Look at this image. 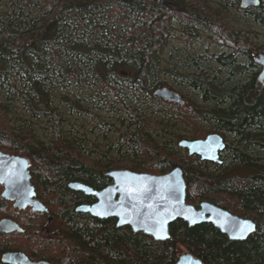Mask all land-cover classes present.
I'll use <instances>...</instances> for the list:
<instances>
[{
	"label": "trees",
	"instance_id": "1",
	"mask_svg": "<svg viewBox=\"0 0 264 264\" xmlns=\"http://www.w3.org/2000/svg\"><path fill=\"white\" fill-rule=\"evenodd\" d=\"M35 1L23 2L27 7ZM53 1L59 2V10L36 34L24 31L20 34L7 27L6 38H16L0 46V76H5L3 71L11 66L25 73L29 87L23 94L24 102L31 104L28 106L34 111L49 114L52 110L39 80L47 74L48 53L54 54L52 59L61 60V50L57 47L71 22L78 30L100 25L104 26L103 31L111 33L109 41L93 44L92 51L84 44L70 49H76L77 54L89 61L100 75L103 87L116 86L115 77H118L127 83L137 101L151 99L164 103L154 95L157 88L167 86L158 74L163 71L176 77L173 69L161 68L157 63L162 45L169 38L173 18L181 24L178 40L188 43L198 38L193 25L200 24L210 32L211 42L231 49L227 55L213 54L211 58L228 69L230 75L242 79L234 84L220 83L218 76L210 79L206 69L200 68L198 74L180 81L204 105L189 100L184 106L166 103L186 114H177L176 119L193 127L201 123L209 128L206 134L223 137L225 149L219 165L190 156L178 146L177 139L171 146L173 150H169V144L159 145L140 127L130 134L121 133L118 140L134 156H140V161L144 158L143 164L112 161L109 168L103 169L80 158L63 142L57 121L53 124L54 139L46 147L28 132L14 135L0 110V151L28 159L36 197L51 217L48 223L47 214L29 209L16 211L10 202L0 198V219L15 220L23 229L22 233L0 234V264H3L2 254L7 251H21L32 260L50 264H175L179 246L202 264H264V88L257 81L255 48L246 42L240 47L229 27L201 0H49L47 3ZM259 1L253 12L241 7L238 11L264 24V0ZM97 20L100 22L95 24ZM206 60L205 56L199 57V61L192 59L197 65ZM111 77L116 81L110 80ZM123 107L133 115L128 107ZM147 110L152 113L153 109ZM201 137L199 134L194 139ZM174 167L183 170L188 204L197 207L207 201L234 215L250 218L256 223L255 233L243 242L231 241L211 224L189 227L177 220L169 226L170 239L160 242L143 233H134L129 227L117 228L114 219H97L75 212L80 204L95 199L69 189L68 183L78 182L100 190L112 182L106 176L108 170L162 175ZM14 238L19 241L16 245Z\"/></svg>",
	"mask_w": 264,
	"mask_h": 264
},
{
	"label": "rangeland",
	"instance_id": "2",
	"mask_svg": "<svg viewBox=\"0 0 264 264\" xmlns=\"http://www.w3.org/2000/svg\"><path fill=\"white\" fill-rule=\"evenodd\" d=\"M23 1L0 0V46L6 42H13L16 38H6L7 27L20 34V31L36 34L38 28L59 10L58 1H53L49 5L47 3L49 0L45 2L36 0L27 7ZM201 1H204L207 8L229 27L240 47L246 42L255 48V55L264 53V24L238 11L241 0ZM166 5L172 6V3ZM256 9L249 8V11L253 12ZM99 22L97 20L94 23ZM105 22L106 20L101 24L105 25ZM70 24L67 26L64 39L57 47L61 50V60L52 59L54 54L48 53L47 74L39 80L52 109L49 114L34 111L28 106L31 104H25L23 94L29 85L27 86L25 82L27 77L21 69L11 66L3 71L6 72V77L0 76V110L6 116L14 135L28 132L35 141L43 143L46 147L51 146L54 139L53 124L57 121L59 136L63 142L69 144L80 158L103 169L109 168L112 161L127 160L143 164L144 158L140 161V156H134L126 145L120 144L118 138L121 133L130 134L140 127L144 128L159 145L169 144V150H173L171 146L176 139L194 140L196 135L201 134L203 136L201 138L207 135L205 133L209 130L207 126L195 123L196 126L193 127L183 120L176 119L175 115L186 114L175 107L171 108L167 102L157 103L151 99L137 101L130 93L127 83L118 77H115L118 81L110 78L116 81V86L110 84L106 85L107 88L103 87L100 75L89 65V61L81 54H77L76 49L70 48L84 44L91 47L92 51L93 44L98 42L105 44L109 41L111 33L103 31L104 26L100 25L91 30L89 28L78 30L74 23ZM180 25L179 21L172 19L169 38L162 45L157 61L161 68L173 69L176 77L160 71L158 78L167 84L165 87L179 93L186 102L189 100L192 104L204 105L198 95L190 91L187 84L182 81L183 77H192L198 74L200 68H205L208 78L218 76L220 83L229 81V84H234L242 78L230 75L228 69L222 68L211 58L213 54L227 55L232 52L231 49L211 42L210 32L200 24L193 25L199 37L184 43L178 40L181 37ZM201 56L207 58L205 63L197 65L192 61V59L199 61ZM90 58L93 59V56ZM124 105L131 113L133 111V115L124 110ZM150 107L153 109L152 113L147 110ZM195 129H200L201 132ZM14 239L13 244L16 245L19 241L17 238ZM186 252L185 248L179 246V255Z\"/></svg>",
	"mask_w": 264,
	"mask_h": 264
},
{
	"label": "water",
	"instance_id": "3",
	"mask_svg": "<svg viewBox=\"0 0 264 264\" xmlns=\"http://www.w3.org/2000/svg\"><path fill=\"white\" fill-rule=\"evenodd\" d=\"M259 0H241V9L258 7ZM259 67L258 83L264 88V53L255 55ZM154 95L169 103L184 106L185 100L174 90L167 87L157 88ZM178 146L190 156H198L201 161L220 164V154L225 149L221 135L208 134L203 139H182ZM112 181L100 190L78 183H68V188L95 198L91 206L79 205L75 212L89 214L97 219H114L117 228L129 227L134 233H143L155 241L170 239L169 226L181 220L189 227L211 224L231 241L243 242L254 234L256 224L232 214L228 210L204 201L197 207L186 202L187 184L183 170L174 167L162 175L137 173L128 169H113L106 172ZM0 186L1 198L13 202L19 211L27 208L34 213H44L51 217L47 208L37 199L27 158L0 151ZM247 222V224H246ZM251 230L240 232V227ZM23 229L10 218L0 219V234L22 233ZM3 264H50L45 260H32L21 251H7L1 256ZM175 264H202L201 260L186 252L180 254Z\"/></svg>",
	"mask_w": 264,
	"mask_h": 264
},
{
	"label": "snow or ice",
	"instance_id": "4",
	"mask_svg": "<svg viewBox=\"0 0 264 264\" xmlns=\"http://www.w3.org/2000/svg\"><path fill=\"white\" fill-rule=\"evenodd\" d=\"M246 224H247V222H246ZM251 227L252 226L250 224H248L247 227H240V232L241 233H244L246 231H250L251 230Z\"/></svg>",
	"mask_w": 264,
	"mask_h": 264
},
{
	"label": "bare ground",
	"instance_id": "5",
	"mask_svg": "<svg viewBox=\"0 0 264 264\" xmlns=\"http://www.w3.org/2000/svg\"><path fill=\"white\" fill-rule=\"evenodd\" d=\"M24 107V106H23ZM221 160V159H220ZM221 164V163H220ZM80 205H86V206H91V205H93V203L92 204H80ZM240 217V216H239ZM242 218H244V217H242ZM245 219H250V218H245ZM250 220H252V219H250ZM253 221V220H252ZM256 224V223H255ZM257 227V226H256Z\"/></svg>",
	"mask_w": 264,
	"mask_h": 264
},
{
	"label": "flooded vegetation",
	"instance_id": "6",
	"mask_svg": "<svg viewBox=\"0 0 264 264\" xmlns=\"http://www.w3.org/2000/svg\"><path fill=\"white\" fill-rule=\"evenodd\" d=\"M31 183H32V181H31ZM94 198V197H93ZM95 199V198H94ZM95 202V201H94ZM94 202H92V203H94ZM92 203H89V204H92ZM84 204H87V203H84ZM51 223V222H50Z\"/></svg>",
	"mask_w": 264,
	"mask_h": 264
}]
</instances>
